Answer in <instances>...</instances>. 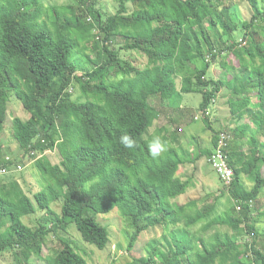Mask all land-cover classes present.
Returning <instances> with one entry per match:
<instances>
[{"label":"trees","instance_id":"obj_1","mask_svg":"<svg viewBox=\"0 0 264 264\" xmlns=\"http://www.w3.org/2000/svg\"><path fill=\"white\" fill-rule=\"evenodd\" d=\"M117 1L110 14L96 0L54 4L45 10L47 21H40L39 0H0V111L15 96L29 113L12 119L20 158L0 157V253L9 251L14 264H30L34 257L45 264H89L62 237L53 254H44L45 239L74 224L85 242L104 249L109 230L97 216L117 208L131 229L128 250L147 228H162L150 254L127 264H264V227L257 226L264 210L256 205L264 196V9L247 0L252 15L239 21L226 0ZM73 50L90 63L80 75ZM123 51L145 55V66ZM218 58L226 70L217 80L209 70ZM74 81L85 100L72 98ZM222 89L233 122L248 118L250 124L214 128L206 111ZM142 91L173 109L183 94H201L198 108L211 131L210 147L192 136L199 143L192 161L205 156L209 162L220 132L230 135L225 152L233 179L230 185L219 179L234 205L202 228L219 224L231 232H215L208 242L191 233L213 205L179 201L191 183L178 174L186 153L176 158L168 146L160 158L150 157L145 141L155 107L140 99ZM168 131L163 125L155 135L167 141ZM122 134L137 146L123 148ZM48 151H57L59 162ZM25 159L33 160L44 181L33 198L10 173ZM57 201L60 213L51 206ZM38 210L44 213L37 224L27 225L22 218Z\"/></svg>","mask_w":264,"mask_h":264},{"label":"rangeland","instance_id":"obj_2","mask_svg":"<svg viewBox=\"0 0 264 264\" xmlns=\"http://www.w3.org/2000/svg\"><path fill=\"white\" fill-rule=\"evenodd\" d=\"M72 1L73 0H39L42 4V14L39 17V20L47 21L46 12L48 11L45 10L48 6L54 4H68ZM252 2H256L261 9H264V0H252ZM117 5V0H96V6L109 14L116 11ZM226 5H230L239 21L248 19L252 15L250 2L247 0H226ZM85 51L91 53L90 48H87ZM122 53L125 58H128L139 67L142 68L145 66L147 61L145 55L135 51H123ZM93 56L98 60L101 58L99 52L93 54ZM71 58L76 61V73L78 75L82 74L85 69L87 70L90 68V63L82 53L73 50ZM225 70L226 68L223 64V59L218 58L217 62L210 67L209 73L218 80L222 79L220 74ZM70 91L74 100L83 101L86 99V95L77 82L74 81ZM218 95L226 97V100L229 97L228 91L225 89H222ZM183 96L185 97L184 99L180 97L178 100H174L172 105L175 106L176 109H173L172 106H168L165 103L160 104L158 97L156 96H146L144 91L139 93L140 99H146L155 107V120L150 127L148 134L149 139L157 133V130L161 126L165 125L169 128L166 142L169 147H174L176 158L184 157V153H186L187 160L184 166L179 170L178 174L184 180L189 179L191 183L188 186L187 191L179 197V201L183 202L187 199L197 198L199 207L205 204L213 205L207 218L190 228L191 233L202 237L204 241L208 242L209 237L215 232H231V229L226 225L216 224L208 230H203L202 227L207 220L216 216H222L225 212L230 211L231 207L234 205V201L230 198L227 191L223 192V186L219 179V175L205 156L200 157L197 161L191 160L195 156V152H198L197 145L199 146V143L204 147H210L209 141L211 131L206 127V124L203 121L204 118L202 112L200 111V114L198 113L200 110L198 106L202 99L201 94L185 93ZM216 99V102H218V97ZM226 100L220 99L219 102L223 103V101ZM214 103L210 107L213 112L216 108ZM228 109V104L224 103L221 108V114H224V112L227 111L224 116L226 117V114L229 113V117L231 118ZM2 114H4V116ZM16 116L22 119H27L29 113L23 108L21 101L15 96H12L6 109L0 111V157L6 156L7 158H20L19 145L13 138L11 130L12 119ZM221 120L225 122L224 117ZM219 124V121L216 122L214 128H219ZM192 136H198L199 143L196 140H192ZM47 155L54 163L59 162L60 160L57 151H48ZM17 161L18 160H16V162ZM262 172L264 175V168ZM10 173L20 182L25 192L31 198H33L34 193L44 185L40 173L33 164V160L27 161L25 159V162H20V165ZM243 180L247 187L252 186L249 177L244 175ZM256 205L258 206L259 211L264 210V196H260ZM51 206L57 213H60L61 201L54 202ZM43 213V211L38 210L36 213L24 216L22 219L27 225L34 226L37 224ZM97 220L109 230V242L104 249H98L94 245L85 242L75 225L70 224L65 231H62L63 233L57 231L45 239L44 254H53L57 250L59 241L62 237L63 239H69L76 249L85 256L89 264H127L133 258H146L156 245V241L162 233L161 226L157 225L149 227L142 232L133 248L128 250L127 245L131 229L117 208H114L108 213L99 214ZM257 226L264 227V216L258 220ZM245 239H249V236L244 238V240ZM196 243L201 247L199 245L200 242L196 241ZM0 264H14L13 256L9 251L0 253ZM30 264H45V262L42 259L34 257Z\"/></svg>","mask_w":264,"mask_h":264},{"label":"built area","instance_id":"obj_3","mask_svg":"<svg viewBox=\"0 0 264 264\" xmlns=\"http://www.w3.org/2000/svg\"><path fill=\"white\" fill-rule=\"evenodd\" d=\"M229 138L230 135L227 132H220L215 149L209 158V163L218 173L221 181L226 185H230L233 179V169L229 165L225 152Z\"/></svg>","mask_w":264,"mask_h":264},{"label":"clouds","instance_id":"obj_4","mask_svg":"<svg viewBox=\"0 0 264 264\" xmlns=\"http://www.w3.org/2000/svg\"><path fill=\"white\" fill-rule=\"evenodd\" d=\"M118 142L123 148L128 150H132L137 146L136 140H134L128 134L120 135ZM145 142L147 145L148 153L152 159H158L162 156L163 153L168 151V144L160 135H154ZM94 179L98 180L99 177H96ZM88 186L89 182H86L85 188H87Z\"/></svg>","mask_w":264,"mask_h":264},{"label":"crops","instance_id":"obj_5","mask_svg":"<svg viewBox=\"0 0 264 264\" xmlns=\"http://www.w3.org/2000/svg\"><path fill=\"white\" fill-rule=\"evenodd\" d=\"M183 99L185 98L184 96L182 97ZM220 99H225L226 100V97H224V96H222V95H219L218 96V102H216V100L217 99H215L214 100V102H216V103H214L215 105H216V108H215V110H214V112L209 108L208 110H207V114L206 115H208L209 116V119H211L212 121H213V124H216V122H220V124L219 125H221V123L222 124H227V125H230L231 126V128H234L235 127V125H238L239 127H241L242 125H244V123H247V124H250V121H249V119L248 118H246V119H243V120H241V121H239L238 122V124H236V123H234L233 122V118H232V116H231V118L229 117V113H227L226 114V117L224 116V114L227 112H224V114H221V108H222V106L224 105V103L225 104H227V100L226 101H223V103L222 102H219V100ZM181 106V105H180ZM212 106V105H211ZM189 107V106H188ZM228 111L230 112V110L228 109ZM200 111H198V113H199ZM213 113V114H212ZM200 114V113H199ZM211 116V117H210ZM224 117V119H225V122H223L221 119ZM205 119V118H204ZM204 119H203V121H204ZM195 120V119H194ZM197 120H199V119H197ZM196 121V120H195ZM194 121V122H195ZM254 128V126L252 125V129ZM263 137L262 136H260L259 137V142L260 141H263ZM244 141H245V146L243 147V149H244V151H247V148H248V144H247V142H246V139H244Z\"/></svg>","mask_w":264,"mask_h":264}]
</instances>
